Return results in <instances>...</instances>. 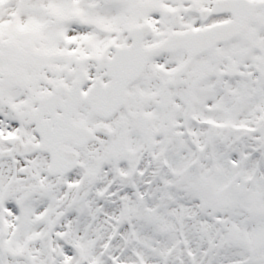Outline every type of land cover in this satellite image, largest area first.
Here are the masks:
<instances>
[{"label": "snow or ice", "instance_id": "snow-or-ice-1", "mask_svg": "<svg viewBox=\"0 0 264 264\" xmlns=\"http://www.w3.org/2000/svg\"><path fill=\"white\" fill-rule=\"evenodd\" d=\"M0 264H264V0H0Z\"/></svg>", "mask_w": 264, "mask_h": 264}]
</instances>
